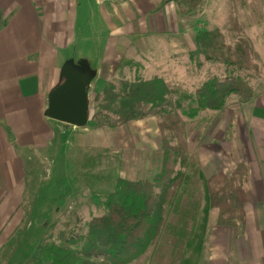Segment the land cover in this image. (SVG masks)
Here are the masks:
<instances>
[{"label": "rangeland", "instance_id": "374dc122", "mask_svg": "<svg viewBox=\"0 0 264 264\" xmlns=\"http://www.w3.org/2000/svg\"><path fill=\"white\" fill-rule=\"evenodd\" d=\"M168 1L162 0L160 7L169 6V15L176 24L162 22V31L147 42H135L131 37L118 41L114 58H105L109 54L108 36L100 21L95 18L90 25L77 26V39L65 53V60L73 67L81 66L92 76L88 88L89 122L85 128H75L50 120L44 114L40 129L46 131V140L21 151L27 167L21 185L19 222L10 240L12 247L5 249V257L11 258L12 264H41L39 251L44 244L58 242L61 233L84 230L92 217L104 213V202L114 191L118 178L151 179L159 171L162 137L156 118L130 121L114 130L90 124L100 104L94 102V96L101 95L105 87L158 77L191 93L212 76L223 78L231 74L244 79L250 77L253 97H264V0H204L190 14L181 13L174 3L166 4ZM129 4L130 10L135 4ZM230 16L237 20L242 37L255 53L258 76L207 62L200 54L197 37L202 32L219 29L227 44L234 43L235 32L229 30ZM103 60L110 62L103 64ZM97 68L102 79L94 77ZM60 82L59 79L56 86ZM238 105L236 97L231 96L219 111L200 112L194 118L182 117L190 160L202 176L203 161L209 165L211 158L207 148L220 149L219 156L223 157L231 139L241 138L243 126L223 117L238 113ZM190 176L185 205L180 208L191 219L187 220V231L182 232L185 226L171 213L167 220L171 228L162 232L156 245L136 264H210L209 236L217 211H210L204 243L203 240L199 243L196 235H200L203 227V181L197 174Z\"/></svg>", "mask_w": 264, "mask_h": 264}, {"label": "crops", "instance_id": "0c3cea01", "mask_svg": "<svg viewBox=\"0 0 264 264\" xmlns=\"http://www.w3.org/2000/svg\"><path fill=\"white\" fill-rule=\"evenodd\" d=\"M132 2L135 5L129 10ZM161 3L0 0V264H12L11 258L5 257V249L12 247L10 240L19 222L27 167L21 151L46 140L40 124L44 123L47 97L60 79L62 66L68 63L65 53L77 39V26L90 25L95 18L100 21L108 36L109 54L105 58H114L118 41L131 37L135 42H147L162 31V22L176 24L169 6L161 9ZM105 61L103 64L110 62ZM94 77L102 79L100 68ZM237 108L238 113L223 117L243 126L241 138L231 139L223 157L219 156L220 149L207 148L211 158L209 165L203 161V177L216 173L229 176L242 163L248 171L246 187L251 199L244 207L242 235L235 237L229 228L214 226L211 230L210 264H264V97L257 95Z\"/></svg>", "mask_w": 264, "mask_h": 264}, {"label": "trees", "instance_id": "16d2710c", "mask_svg": "<svg viewBox=\"0 0 264 264\" xmlns=\"http://www.w3.org/2000/svg\"><path fill=\"white\" fill-rule=\"evenodd\" d=\"M169 1L181 13L190 14L204 0ZM229 22V30L235 32L232 45L226 43L219 29L198 35L197 46L203 60L260 75L255 53L242 37L237 20L230 16ZM249 78L231 74L223 78L212 76L187 93L154 77L120 82L118 87L109 85L101 95L96 94L94 102L100 104L90 120L93 127L114 130L130 121L157 119L162 137L161 167L151 179L118 178L114 191L104 202V213L92 217L84 230L61 233L58 242L44 244L39 251L41 264H136L142 261L162 232L171 228L167 221L171 213L185 226L182 232L187 231V220L191 219L180 208L185 205L183 200L191 174H197L203 181V227L200 235H196L198 242L203 240L204 243L211 210L217 211L216 227L229 228L235 237L242 235L244 207L251 199L246 187V166L238 164L230 176L217 173L206 180L190 160L182 117L194 118L200 112L219 111L231 96L240 104L249 102L254 95Z\"/></svg>", "mask_w": 264, "mask_h": 264}, {"label": "water", "instance_id": "95a60500", "mask_svg": "<svg viewBox=\"0 0 264 264\" xmlns=\"http://www.w3.org/2000/svg\"><path fill=\"white\" fill-rule=\"evenodd\" d=\"M91 79L88 71L64 64L60 70L61 82L48 94L45 116L75 128H85L89 122L87 90Z\"/></svg>", "mask_w": 264, "mask_h": 264}]
</instances>
